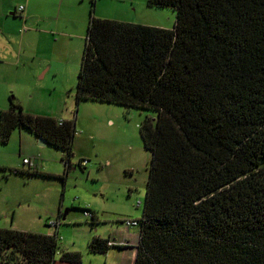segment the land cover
Returning a JSON list of instances; mask_svg holds the SVG:
<instances>
[{"label": "trees", "instance_id": "trees-1", "mask_svg": "<svg viewBox=\"0 0 264 264\" xmlns=\"http://www.w3.org/2000/svg\"><path fill=\"white\" fill-rule=\"evenodd\" d=\"M146 4L173 9L174 27L91 15L75 91L77 102L157 112L140 126L152 159L134 264H264V0ZM58 122L11 101L0 143L23 128L70 167L75 123ZM27 170L16 172L41 175ZM108 243L88 249L106 254ZM59 249L57 235L0 229L2 264H55Z\"/></svg>", "mask_w": 264, "mask_h": 264}, {"label": "rangeland", "instance_id": "rangeland-1", "mask_svg": "<svg viewBox=\"0 0 264 264\" xmlns=\"http://www.w3.org/2000/svg\"><path fill=\"white\" fill-rule=\"evenodd\" d=\"M101 1L92 14L96 19L139 24L147 17L142 10L147 0ZM9 4L8 0L1 7L11 19ZM88 5L92 10L90 2ZM20 7L24 8L19 5L18 11ZM161 11L166 19L168 14L174 17L172 9ZM65 43L69 45V41ZM70 44L75 49L73 59L70 54L71 59L57 65L58 77L38 91V98L53 105L65 103V118L75 123L71 166L62 160L61 150L41 147L37 138L36 145L44 154L35 153V146L20 137V132L29 135L22 128L15 130L6 144L0 143V159L5 158L13 168L27 172L22 160L28 159L42 172L40 176L0 172V229L52 235L48 223L59 218V246L64 252L77 253L80 264H126L128 248L113 246L106 255L92 253L88 246L94 237L117 244L136 242L139 228H128L123 222L143 217L152 154L145 149L140 126L146 119L155 120L157 112L98 101L77 102L76 79L84 45L76 38ZM82 160L87 163L84 168L78 164ZM43 161L50 173L43 172ZM83 210L94 212L97 222H90ZM61 250L55 255V264H61Z\"/></svg>", "mask_w": 264, "mask_h": 264}, {"label": "crops", "instance_id": "crops-1", "mask_svg": "<svg viewBox=\"0 0 264 264\" xmlns=\"http://www.w3.org/2000/svg\"><path fill=\"white\" fill-rule=\"evenodd\" d=\"M6 2L8 0L5 2L0 0V112L7 111L12 101L18 103L27 113L52 117L59 121H68L64 115L66 113L63 108L65 103L58 102L57 105H53L49 102H43L38 98V91L43 90L42 88L49 83V80L58 77L60 70L57 65L59 63L65 62L67 58L71 59L70 54L73 59L75 49L70 44L71 40L76 38L85 47L84 42L87 38L91 15L94 13L95 6L97 8L99 4H103L100 3L102 1L97 0L96 2L94 0L92 5L91 0H9L8 9L12 10L11 19L7 18V12L1 7ZM88 2H90L92 10L89 9ZM19 5L24 6V12L18 11ZM142 10L147 17L141 18L144 24L139 23L140 25L164 29L174 27L176 12L173 9L174 17L168 14L169 19L164 17L165 13L161 11L162 8L142 5ZM66 41H69V45H66ZM82 56L83 52L81 61ZM43 79L48 81L44 84L39 83ZM27 132L29 135L20 132V137L24 136L30 145L35 146V153L43 156V149H39L37 147L39 145H36V138L37 140L39 138L29 131ZM45 146L50 145L46 144ZM44 165L43 161L42 169L44 171H41L50 173V170L44 168ZM16 171L5 158L0 159V172L14 174L17 173ZM38 172L42 173L39 170ZM136 238V242L130 244H117L109 241L115 246H127L123 247L128 248L126 250L130 252V260L126 264H134L135 262L139 231Z\"/></svg>", "mask_w": 264, "mask_h": 264}, {"label": "built area", "instance_id": "built-area-1", "mask_svg": "<svg viewBox=\"0 0 264 264\" xmlns=\"http://www.w3.org/2000/svg\"><path fill=\"white\" fill-rule=\"evenodd\" d=\"M19 12H21V13L24 12V8L20 7L19 8ZM58 124L61 125L62 121H59ZM22 163L29 170H32V171L37 170V168L35 167L33 162L28 160V159H23ZM85 164H87L86 161L81 162V165L84 166ZM139 205H140V202H139ZM84 215L86 217H88L89 219L92 218V213L91 212H88V211L84 212ZM123 223L125 224L126 227H138L139 228V220H125ZM48 224H49V227H51L54 230L52 234L58 236L59 218L55 219L54 221H49ZM108 245L109 246H115L111 242H109Z\"/></svg>", "mask_w": 264, "mask_h": 264}, {"label": "water", "instance_id": "water-1", "mask_svg": "<svg viewBox=\"0 0 264 264\" xmlns=\"http://www.w3.org/2000/svg\"><path fill=\"white\" fill-rule=\"evenodd\" d=\"M38 144H39L40 146H45L47 143L45 142L44 139L39 138V139H38ZM62 220H65V214L62 216Z\"/></svg>", "mask_w": 264, "mask_h": 264}, {"label": "clouds", "instance_id": "clouds-1", "mask_svg": "<svg viewBox=\"0 0 264 264\" xmlns=\"http://www.w3.org/2000/svg\"><path fill=\"white\" fill-rule=\"evenodd\" d=\"M51 235V234H50ZM53 235V234H52ZM59 237V236H58ZM60 239V238H59Z\"/></svg>", "mask_w": 264, "mask_h": 264}]
</instances>
